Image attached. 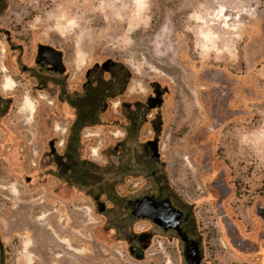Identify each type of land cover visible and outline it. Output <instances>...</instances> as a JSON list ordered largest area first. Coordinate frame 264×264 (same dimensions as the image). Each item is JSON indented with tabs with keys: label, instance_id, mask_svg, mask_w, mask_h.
<instances>
[{
	"label": "rangeland",
	"instance_id": "obj_1",
	"mask_svg": "<svg viewBox=\"0 0 264 264\" xmlns=\"http://www.w3.org/2000/svg\"><path fill=\"white\" fill-rule=\"evenodd\" d=\"M40 44L63 52L67 95L90 68L95 83L109 87L101 123L81 132V158L92 164L81 182L60 163L70 131L55 104L72 107L54 96L49 71L36 63ZM157 84L163 103L150 109ZM128 116L136 122L130 131L119 127ZM157 137L159 158L145 149ZM157 186L192 211L202 264H264V0H7L6 264H187L174 232L128 209L129 199ZM132 244L146 245L143 259L131 257Z\"/></svg>",
	"mask_w": 264,
	"mask_h": 264
},
{
	"label": "flooded vegetation",
	"instance_id": "obj_2",
	"mask_svg": "<svg viewBox=\"0 0 264 264\" xmlns=\"http://www.w3.org/2000/svg\"><path fill=\"white\" fill-rule=\"evenodd\" d=\"M9 40H10V36L8 35V42H9ZM39 46H38V48H39ZM56 49H58V48H56ZM36 63L41 67V69H44V67H45V69H47L49 71L52 92H53L55 97H57V98L60 97V99H63L62 102H64L67 105V107H72V105L69 104L70 100H76V99H78L80 97H84V96H86V98H88L89 92H98L100 95H98L97 97L95 95L90 96L93 99L92 108L94 109V111L92 114H93V117H95V121L84 122L81 132L91 125H97V124L101 123V115H102V113H104L106 98L110 97V95H107V92L109 91V87H105L103 80H100L99 84L95 83L94 79L92 78L93 73H94V70L92 68H90L86 71V76H85L86 80L80 85V87H75L76 93H74L73 95H71V94L67 95V93L69 92L68 91L69 90L68 89L69 75H68V70L64 64L63 52H62L61 60L59 61V63L58 64H51L47 61V57L43 56L42 54H39V52L37 51ZM97 67H98V65L95 66V68H97ZM62 68H63V70H62ZM69 86L71 88L73 87L71 85H69ZM105 95H107V96H105ZM153 96H155V88H154V94L147 97L148 107H149V98L153 97ZM137 104L138 105H136V106L138 107V109H140V111H142V109H144L146 107L145 103H143V102L138 101ZM55 107H56V111L59 113L57 116L62 118V120H60L62 122V125L63 124L67 125V129H69V131H71V129L74 126L73 125L74 121H72L71 119L74 118V116H75L73 108L70 110L68 109V111H62L59 109L60 104H58V103L55 104ZM150 109H153V108H150ZM144 112H145V110H144ZM85 115L88 116V113H85ZM145 116L147 117V115H145ZM135 123L136 122H135L134 117L128 116L127 121H125V123H124V121H120L119 127L126 129V131H130ZM154 140H157L156 145L158 147L157 150L159 152V138L157 137ZM156 145L151 144L148 141L145 145V149L147 150V152H151L153 157L159 158L160 154L158 155L154 151V147ZM145 195L151 196L158 205H162L167 199H169L171 201V205L180 212V218H181L180 226L182 228L183 233H185L189 237L190 240H195L193 238L194 233H195V222L193 220L192 211L176 205L172 199L173 194L169 189H167L164 186H157V188L154 191H150L149 193H146V194L139 196V197H143ZM139 197H135L133 199H136ZM95 201L98 203L99 209L103 208L102 211H104L105 205H102V201H100V196H96ZM127 206H128V209L130 210L131 216L134 219H136L134 217V215L132 214V206L129 203L127 204ZM136 220H148V221H151L152 223H154L151 219H148V218H141V219H136ZM155 225L158 228H160L166 232L172 231L179 237V234L175 229H167L166 230L157 224H155ZM196 242L198 243V241H196ZM184 245H185V243H184ZM145 246H140L138 244H132L131 250L133 251V254H131V257H134L137 259H143L145 256V254H144V250L146 249ZM200 251H201V249H200ZM11 253H12V248L7 247V249H4V246L1 244V240H0V264H6V261H8V259L10 258Z\"/></svg>",
	"mask_w": 264,
	"mask_h": 264
},
{
	"label": "water",
	"instance_id": "obj_3",
	"mask_svg": "<svg viewBox=\"0 0 264 264\" xmlns=\"http://www.w3.org/2000/svg\"><path fill=\"white\" fill-rule=\"evenodd\" d=\"M38 52L47 57V61L51 64H58L61 60L62 51L51 45L40 44ZM163 93L164 91L161 89L160 85L157 84L155 86V96L149 98L150 108H156L162 105ZM149 143L156 145L157 140H151ZM157 149L158 147L156 145L154 151L159 155ZM128 203L132 206V214L136 219L148 218L166 230L175 229L180 239L185 243L184 257L187 264H202L203 256L201 255L198 243L195 240H190L189 237L183 233L180 226V212L171 205L169 199L162 205H158L151 196L145 195L136 199H129ZM102 205H105V203L102 202ZM100 210L102 211L103 208Z\"/></svg>",
	"mask_w": 264,
	"mask_h": 264
},
{
	"label": "trees",
	"instance_id": "obj_4",
	"mask_svg": "<svg viewBox=\"0 0 264 264\" xmlns=\"http://www.w3.org/2000/svg\"><path fill=\"white\" fill-rule=\"evenodd\" d=\"M7 7V0H0V15L5 11ZM92 95L96 97L100 95L98 92H89V97L86 98L80 97L76 100H70L69 104L72 105V108L75 109V119L73 123V128L70 131V136L67 142V147L63 158H61L60 163L63 166V169L66 172H69L75 176L77 182H81L91 173L92 164L88 161H85L81 158L80 149H81V130L83 128L84 122L95 121L93 117L92 108ZM107 96V95H105ZM89 104V105H88ZM88 113V116L85 115ZM86 176V177H85Z\"/></svg>",
	"mask_w": 264,
	"mask_h": 264
}]
</instances>
